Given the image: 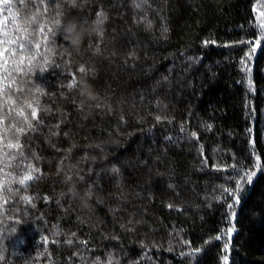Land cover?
Segmentation results:
<instances>
[{"label": "trees", "instance_id": "obj_1", "mask_svg": "<svg viewBox=\"0 0 264 264\" xmlns=\"http://www.w3.org/2000/svg\"><path fill=\"white\" fill-rule=\"evenodd\" d=\"M8 4L0 264H264V0Z\"/></svg>", "mask_w": 264, "mask_h": 264}, {"label": "snow or ice", "instance_id": "obj_2", "mask_svg": "<svg viewBox=\"0 0 264 264\" xmlns=\"http://www.w3.org/2000/svg\"><path fill=\"white\" fill-rule=\"evenodd\" d=\"M0 2H2L5 6H8V8H9V12H11V7H10V5L8 4V0H0ZM45 10H46V9H45ZM100 15H102V14L98 13V17H99ZM262 15H264V13H262ZM33 22H34V20H33ZM100 22H101V21L98 19L97 23H100ZM54 23L56 24V26H57V31L60 32L61 37L64 38V27H65V25H66V22H62V21H60V20H56ZM49 31L51 32L52 30L49 29ZM40 32H41V33L44 32V28H43V27L40 28ZM52 35L55 36V35H56V32H53ZM46 39H47V37H46ZM0 43H3V41H0ZM8 43H18V42L15 41V40H12V41H8ZM67 43L71 44L70 41H67ZM26 45H31V40H28V39L22 37V38H21V42H19V49H18L20 53H24L25 51H28V50H29L28 48H26ZM36 47L38 48L39 45H36ZM5 51H8V49H5ZM16 51H17V50L13 49V50L11 51L10 55H13V56L16 55ZM24 59H25V57H24L23 55H21V56H20V63H21V64L24 63ZM17 71H23V69L18 68ZM29 71H30V69H29ZM81 71L83 72L84 69H81ZM8 87H11V85H8ZM29 107H31V105H29ZM35 116H36V113L33 112V117H35ZM19 131H22V129H20ZM9 147H19V145H9ZM29 179H32V177H31L30 175H29V176H26V177L24 178V180H21V181H20V183L23 184L25 180H29ZM246 179L250 182L251 179H252V177H251V176H247ZM197 251H198V250H197Z\"/></svg>", "mask_w": 264, "mask_h": 264}, {"label": "clouds", "instance_id": "obj_3", "mask_svg": "<svg viewBox=\"0 0 264 264\" xmlns=\"http://www.w3.org/2000/svg\"><path fill=\"white\" fill-rule=\"evenodd\" d=\"M64 39L70 41L72 45H78L81 39V34L77 31V23L74 20H69L64 27Z\"/></svg>", "mask_w": 264, "mask_h": 264}]
</instances>
